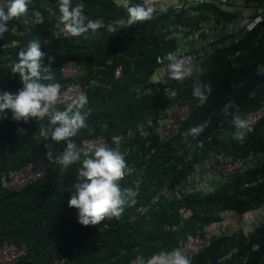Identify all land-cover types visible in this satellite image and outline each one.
I'll return each mask as SVG.
<instances>
[{
	"label": "trees",
	"instance_id": "trees-1",
	"mask_svg": "<svg viewBox=\"0 0 264 264\" xmlns=\"http://www.w3.org/2000/svg\"><path fill=\"white\" fill-rule=\"evenodd\" d=\"M58 2L31 0L26 14L8 22V31L0 38V90L16 93L23 87L11 67L18 62L19 51L39 39L42 50L55 56L50 71L52 82H59L61 90L70 81L62 72L70 58L86 71L75 79L84 83L100 81L86 92L88 103L82 112H88L87 127L71 138L77 147L87 137L103 135L108 147L124 154L127 165L141 163L145 168L140 189L127 197L119 217L84 226L78 220V209L69 207L68 201L85 157L66 170L51 162L41 179L21 189L4 186L2 176L8 169L47 158L46 145L52 146L56 156L66 148V142L57 143L41 135V127L54 128L47 116L17 122L10 111L6 116L0 113V244L7 239L19 246L25 244V254L15 264H52L62 258L64 264H132L137 257L146 262L151 255L174 249L188 236L209 226L219 211L234 209L244 213L264 204L262 166L236 175L209 196L159 198L150 211H136L138 204L155 196L160 185L181 181L211 151L232 157L264 152V116L242 139L236 136L233 121L235 111L246 114L264 104V73L260 72L264 65V23L235 45L206 57L192 76L172 82L169 89L161 85L160 91L150 96L144 91L151 86L149 79L159 58L169 60V54L173 55L179 44L169 26L183 22L196 27L207 14H193L191 8L162 11L131 27H119L116 20L123 11L115 7L113 0H72L73 6L84 4L85 24L89 19L102 18L106 25L113 23L116 31L100 28L63 38L50 29L51 16L44 6L59 9ZM40 7L46 20L33 24V10ZM119 65L123 74L116 77ZM197 84L206 97L203 103L193 95ZM181 103L191 105V114L177 137L163 141L154 132L128 135L139 122L156 119ZM226 105H230L227 112ZM208 117V126L194 138L189 130L199 128ZM117 135H123L121 141L114 140ZM126 180L129 183L132 178ZM229 249H236L233 255L246 264H260L264 257V221L249 237L240 232L229 240L216 241L199 255L186 257L191 264H211Z\"/></svg>",
	"mask_w": 264,
	"mask_h": 264
},
{
	"label": "built area",
	"instance_id": "built-area-1",
	"mask_svg": "<svg viewBox=\"0 0 264 264\" xmlns=\"http://www.w3.org/2000/svg\"><path fill=\"white\" fill-rule=\"evenodd\" d=\"M116 8L122 12V16L116 20L119 26V21L126 20L128 17L127 7L132 5H144L152 7L156 13L161 11H182L191 8L193 14H203L202 6H210L207 8V17L200 20L196 27L187 25H170L169 30L173 31L174 38L178 39V47L173 55L178 61H183L181 72L182 78L190 77L194 74L196 68L202 61L214 54L217 50L229 47L235 42H238L246 34L256 30L264 23V0H113ZM59 3V2H58ZM47 8L51 19L49 20L50 29L58 35V37H71L65 26L60 21V11L54 6L44 4ZM59 6V4H58ZM214 9L217 13L214 12ZM84 23L87 20V15L83 11ZM33 24L45 22V13L41 7L33 10L31 15ZM120 27V26H119ZM16 41L12 42L15 45ZM108 60L107 63H110ZM173 61L159 58V65L149 79L150 87L144 93L150 96L155 95L160 91V86H165L169 89L172 82L180 80L172 75L171 64ZM260 72H264L262 65ZM98 69V66H95ZM63 77L70 79L66 87L61 90V96L56 104V109L65 110L73 99L84 94L93 87L99 84L100 81L93 79L89 83H84L76 77L85 74L84 67L74 58H70L64 64ZM123 74V67L119 65L115 69V76L120 77ZM191 114V106L189 104H176L168 109L167 113L157 120L149 119L138 124L136 130L145 133L154 132L161 140L168 141L175 138L183 128L186 120ZM264 116V105L259 109L241 114L235 112L233 121L239 117L246 121V127L237 128L236 136L243 138L257 121ZM211 117L205 119L199 126V131L194 134V138L208 126ZM136 130H131L129 134H135ZM115 141H120L121 136L115 137ZM100 145H109L106 137L103 135L90 136L82 140L80 148L86 150L94 149ZM64 149H61L58 154H62ZM91 154V152L89 153ZM84 156L81 154L80 158ZM79 158V159H80ZM78 159V160H79ZM51 163L47 158H38L26 162L24 165L17 168H10L2 176V184L4 186L21 189L31 183L41 179L47 172ZM264 166V152L251 154L247 156H229L223 152L211 151L203 160L197 162L192 171L186 175L181 181L171 185L170 182H165L160 185L155 196L147 203H140L136 206L138 213H146L150 211L153 204L159 198L175 199L187 196L188 194H199L200 196H208L215 193L221 186L231 182L236 175L250 172L255 167ZM143 169L138 166H128L126 175L119 181L122 189H135L142 182L138 176ZM131 175V182H127V177ZM261 180L264 181V175ZM125 181V185H123ZM217 219L211 222L201 231L190 235L183 242H180L179 248L186 256H195L209 248L214 241L220 237L232 238L235 235L243 232L247 237L251 236L255 228L264 221V204L259 208L240 213L234 209L222 210L217 213ZM254 249H258L255 246ZM176 250V249H175ZM236 249L225 250L224 253L217 257L213 264H237V261L247 262L243 259H236L233 255ZM174 251V250H172ZM172 251H166L172 252ZM25 254V244L17 245L13 240H5L0 244V264H15L21 256ZM151 255L148 259L153 257ZM147 259V260H148ZM146 260V262H147ZM65 258L56 259L52 264H64ZM145 262V264H146ZM259 264V263H258ZM260 264H264V257Z\"/></svg>",
	"mask_w": 264,
	"mask_h": 264
},
{
	"label": "clouds",
	"instance_id": "clouds-1",
	"mask_svg": "<svg viewBox=\"0 0 264 264\" xmlns=\"http://www.w3.org/2000/svg\"><path fill=\"white\" fill-rule=\"evenodd\" d=\"M30 3L31 0H0V38H3L4 33L8 31V22L13 18H18L26 14ZM207 8L211 7L206 5L201 7L203 12L208 15ZM59 11L61 14V23L64 24L66 31L72 36H80L89 30L96 32L100 28H107L109 32L116 31V27L113 23H108L106 25L102 18L89 19L85 24L83 3L73 6L72 0H59ZM153 12L154 9L152 7L146 8L144 5L140 4L128 6V17L126 20L119 21V26L131 27L138 22L149 20L152 18ZM214 12L217 13L215 9ZM181 24L185 25L183 22L178 23V25ZM238 42L233 43L229 47ZM46 57L48 64H45ZM168 59L173 61L170 66L173 77L177 79L182 78L183 73L181 72V68L183 61H178L176 56L172 54H169ZM54 60V55H49L42 50V45L39 39L30 41L26 48L21 49L18 53V62L12 65L11 71L13 74L19 76L23 87L16 93L0 90V113H3L6 116L7 112L10 111L12 114V120L17 122H28L31 118L42 120L46 116L49 117V124L54 126V128L48 129L41 127L40 133L46 139L51 138V140L57 143L61 141L66 142V148L63 153L56 156L53 155L52 146L46 145L49 149L46 153L47 159L50 163L52 162L61 165L63 170H66L71 164L75 163L80 158L81 154L84 155L82 157L85 158L82 161V167L78 171V177L74 185L75 191L71 194L68 206L78 209V220L82 225H99L106 218L119 217L124 211V206L128 203L127 197L130 195H136L137 193H134V191L140 189L142 182L135 189H122L119 181L124 178L127 171V162L123 153L118 149L110 148L107 145H100L90 150L78 148L75 142L71 139L78 134L80 129L87 127L86 120L88 112H82V109L88 103V99L86 95L81 94L78 98L73 99L65 110L61 111L56 109V104L61 96V85L59 82H52L54 81V76L50 69L51 63ZM173 95H175V93H173ZM193 95L197 97L201 103L206 99L200 84L195 85ZM229 106L230 105L225 106V112H227ZM157 119L158 118L155 120ZM138 124L134 127L135 130L137 129ZM234 124L238 129L246 127V121L239 117L234 119ZM130 131L131 130H129V132ZM189 131L192 134H195L199 129L191 128ZM137 132L140 131L136 130L135 134ZM128 135L131 134L128 133ZM118 136L123 138V135H117L115 137ZM90 152L91 155L89 154ZM137 166L144 171V164L139 163ZM143 171L138 174L141 180L143 179ZM128 177H131V175ZM154 206L155 205L153 204V207ZM211 224L212 223H209V225ZM253 233H251V235ZM220 239L229 240L230 238L220 237L216 241ZM183 241L184 240L181 242ZM216 241H214L213 244ZM177 247L167 250H174L172 252L165 253V251L154 255L147 260L146 264H191L190 259ZM224 251L220 255H222ZM233 262L234 261L230 264H233ZM132 264H145V260L142 257H137ZM237 264L246 263L237 261Z\"/></svg>",
	"mask_w": 264,
	"mask_h": 264
}]
</instances>
